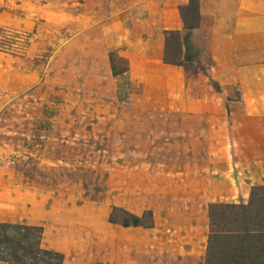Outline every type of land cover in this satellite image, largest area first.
<instances>
[{
    "label": "rangeland",
    "instance_id": "obj_1",
    "mask_svg": "<svg viewBox=\"0 0 264 264\" xmlns=\"http://www.w3.org/2000/svg\"><path fill=\"white\" fill-rule=\"evenodd\" d=\"M222 26L197 0H0V223L61 264H264L210 217L254 189L264 215V10ZM148 38L180 72H128Z\"/></svg>",
    "mask_w": 264,
    "mask_h": 264
},
{
    "label": "trees",
    "instance_id": "obj_2",
    "mask_svg": "<svg viewBox=\"0 0 264 264\" xmlns=\"http://www.w3.org/2000/svg\"><path fill=\"white\" fill-rule=\"evenodd\" d=\"M114 75V74H113ZM264 189V188H260ZM259 190V189H257ZM253 195L247 205L219 206L212 205L211 220L213 228L216 225V211L221 210V216L233 215L239 216L237 220H232V224L240 222L236 231H228L222 235L229 244L234 246L246 247L250 251L254 248L253 244L264 242V215L257 220V214L252 211ZM139 218L132 216L130 225H138ZM129 223H123L127 226ZM209 238V248L215 244L217 232L211 229ZM42 228L37 226H27L13 223H0V261L6 264H61L63 257L61 254L46 250L40 247ZM243 242L245 244H243ZM248 242L251 244L248 246ZM244 249V248H243ZM264 252L262 249H257ZM99 264V263H96Z\"/></svg>",
    "mask_w": 264,
    "mask_h": 264
},
{
    "label": "crops",
    "instance_id": "obj_3",
    "mask_svg": "<svg viewBox=\"0 0 264 264\" xmlns=\"http://www.w3.org/2000/svg\"><path fill=\"white\" fill-rule=\"evenodd\" d=\"M199 11L201 14L208 12L212 18L213 25L218 31L223 29V24L226 21L234 19V14L239 10L246 12L254 11L256 7L264 10V0H197ZM170 19L169 23L172 28L178 29L179 22L177 21V6L168 2ZM144 9H150L149 4L143 6ZM134 45V46H133ZM129 54V69L128 72H147L149 67L151 72H180L173 70L169 65L163 62L162 43L159 39H144L140 42L132 43ZM139 61L143 62L141 67ZM148 62V63H146ZM142 68V69H141ZM148 70V71H150Z\"/></svg>",
    "mask_w": 264,
    "mask_h": 264
}]
</instances>
